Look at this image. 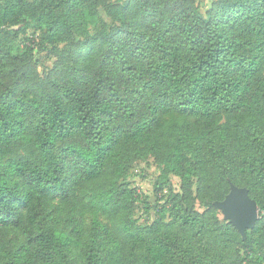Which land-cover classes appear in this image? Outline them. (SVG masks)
Wrapping results in <instances>:
<instances>
[{"label":"trees","instance_id":"16d2710c","mask_svg":"<svg viewBox=\"0 0 264 264\" xmlns=\"http://www.w3.org/2000/svg\"><path fill=\"white\" fill-rule=\"evenodd\" d=\"M0 264H264V0H0Z\"/></svg>","mask_w":264,"mask_h":264},{"label":"rangeland","instance_id":"374dc122","mask_svg":"<svg viewBox=\"0 0 264 264\" xmlns=\"http://www.w3.org/2000/svg\"><path fill=\"white\" fill-rule=\"evenodd\" d=\"M200 3V10L205 15L211 0H198ZM110 25H112V21L105 18ZM92 34H94V30L92 25H90ZM56 61V57L54 54H51L49 51L39 52L36 54L33 65L36 68L40 79L44 78L53 68ZM164 122V119H160V124ZM28 153V147L24 144H18L15 148V154L26 155ZM160 173V170L156 163L154 162L153 157H148L147 159L140 160L139 163L132 169L130 173V185L138 190L140 193V200L137 203V207L135 209V217L139 219L140 222H144L148 218L153 219L155 215V210H151V217L145 212V204L144 202H149L151 204L155 203L156 197L153 188V177H156ZM180 180L178 177H173V186L175 189H179ZM90 188H80V193L83 194L85 190H89ZM220 211V217L223 220H228L225 214Z\"/></svg>","mask_w":264,"mask_h":264},{"label":"water","instance_id":"95a60500","mask_svg":"<svg viewBox=\"0 0 264 264\" xmlns=\"http://www.w3.org/2000/svg\"><path fill=\"white\" fill-rule=\"evenodd\" d=\"M215 205L238 228L244 238L247 237V230L254 228L259 218V205L250 196L247 187L231 184L226 197L221 201H216Z\"/></svg>","mask_w":264,"mask_h":264}]
</instances>
